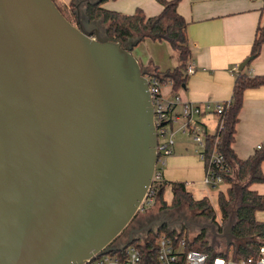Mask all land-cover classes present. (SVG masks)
<instances>
[{
	"label": "water",
	"instance_id": "95a60500",
	"mask_svg": "<svg viewBox=\"0 0 264 264\" xmlns=\"http://www.w3.org/2000/svg\"><path fill=\"white\" fill-rule=\"evenodd\" d=\"M156 146L148 80L125 45L79 5L72 23L53 0H0V264L121 251L132 233L110 244L137 214ZM233 225H211L210 245L231 246Z\"/></svg>",
	"mask_w": 264,
	"mask_h": 264
},
{
	"label": "trees",
	"instance_id": "16d2710c",
	"mask_svg": "<svg viewBox=\"0 0 264 264\" xmlns=\"http://www.w3.org/2000/svg\"><path fill=\"white\" fill-rule=\"evenodd\" d=\"M105 1L107 0H69L68 9L75 22V10L76 6L79 5L89 20L99 25L104 36L120 41L130 52L145 39L166 42L175 54L177 65L163 72H158L157 68L151 70L144 68L145 70L142 72L145 77H152L160 83L170 82L171 90L178 92L186 83L185 71L192 59L186 34L187 23L176 10L180 0H159L162 10L153 17H146L141 10H137L131 15L109 11L101 7ZM57 8L66 19L73 23L60 7L57 6ZM262 13L264 14V6ZM263 44L264 24L256 29L248 56L249 62L259 55ZM261 86H264V75L250 77L239 72L233 84L230 105L224 111L223 129L218 135V149L224 155L229 171L224 174L222 184L227 187L224 191L218 192L217 205L222 223L227 222L231 217L234 219L232 234L235 240L231 248L233 249L232 257L235 260L247 259L256 255L260 245L264 244V222L255 218L257 212H264V195L250 189L254 183H264V174L260 168L264 161V144L245 160L238 159L231 149L238 113L242 106L243 93L246 89ZM213 139L214 136H207L206 138L209 148H212ZM232 167H235L234 176L231 175ZM166 186L170 188L172 193L171 202L168 206L161 199ZM157 200L163 202V208H167L168 211H174L186 205L189 210L195 211L197 215L209 218L213 222L216 219L209 199L207 197L194 199L183 182L164 181ZM218 228L221 229V225ZM182 229L187 230V227L185 225L170 226L164 222H159L140 235L134 236L131 244L139 246L140 242L146 241L147 247L154 249L155 241L161 234L174 235ZM127 241L126 235L124 241L120 242L118 246H122ZM188 249L201 251L211 256L216 251V248L210 245L204 230L194 234L193 241L188 244ZM141 253L143 264H148L150 258H148L147 253L143 250ZM151 262V264H157L153 260Z\"/></svg>",
	"mask_w": 264,
	"mask_h": 264
},
{
	"label": "crops",
	"instance_id": "0c3cea01",
	"mask_svg": "<svg viewBox=\"0 0 264 264\" xmlns=\"http://www.w3.org/2000/svg\"><path fill=\"white\" fill-rule=\"evenodd\" d=\"M54 2L58 7L67 9L69 7V0ZM263 6L264 0L179 1L176 10L187 23L186 34L192 52L189 64L194 68V73L187 76L185 85L177 93L183 100L192 103L230 100L234 81L239 74L238 66L250 54L257 27L264 24ZM101 7L127 15L141 10L146 17L156 16L162 10L159 0H107ZM138 62L143 68L147 70L157 68L158 72L172 69L177 65L175 58V63L171 67L169 63L160 68L161 59L156 53L146 64ZM240 72L250 77L264 75V44L259 55ZM165 88H168V91L164 97L168 98L172 93L170 87ZM202 122L209 133L214 132L215 117H204ZM263 141L264 86H261L246 89L243 93L231 149L238 159L245 160L255 153L256 147ZM182 158L183 156L180 157ZM177 161L178 158L172 148L171 155L165 160L168 177H163V180L183 182L186 185L184 178L173 172ZM260 168L264 174V161ZM250 189L264 195V183H254ZM255 218L264 222V212H257Z\"/></svg>",
	"mask_w": 264,
	"mask_h": 264
},
{
	"label": "built area",
	"instance_id": "2783aa9c",
	"mask_svg": "<svg viewBox=\"0 0 264 264\" xmlns=\"http://www.w3.org/2000/svg\"><path fill=\"white\" fill-rule=\"evenodd\" d=\"M185 73L187 76L194 73L192 64L187 66ZM146 78L153 106L157 160L150 186L137 208V213L146 212L157 200L164 182L161 169L165 165L166 158L172 153L176 132L190 138L197 145L195 153L204 165L202 178L204 185L216 187L222 184L224 174L229 171L225 157L218 149V135L223 129V115L230 105V100L216 103H192L183 100L177 94L178 92L172 91L170 82L160 83L152 77ZM165 86L170 87L173 94L171 99L161 94V88ZM209 116L215 117L213 133H209L202 122V118ZM174 125H178L176 129ZM207 136H214L212 148L208 147ZM263 144L264 141L256 148L260 149ZM192 241L187 230L182 229L174 235L161 234L155 241L154 249L147 247L146 241L140 242L139 246L129 243L121 251L95 256L85 264H143L141 250L150 258L148 264L152 263L151 260L157 264H264V244L260 245L256 255L235 260L232 257V248L224 251L216 249L215 254L211 256L201 251L188 249V244Z\"/></svg>",
	"mask_w": 264,
	"mask_h": 264
},
{
	"label": "rangeland",
	"instance_id": "374dc122",
	"mask_svg": "<svg viewBox=\"0 0 264 264\" xmlns=\"http://www.w3.org/2000/svg\"><path fill=\"white\" fill-rule=\"evenodd\" d=\"M64 14L73 21V17L71 12L66 7H60ZM74 22V21H73ZM151 40H143L138 45H136L131 51L132 55L140 62L142 65L146 64L153 56L154 53L157 54L159 59H161L160 68H163L165 64L170 63V67L175 63V54L169 47L166 42H159ZM141 70H145L140 64ZM168 67V68H170ZM169 70V69H168ZM147 77V76H146ZM168 88L163 87L161 89V94L165 96V93ZM171 94V93H170ZM168 99L173 97V94L169 95ZM178 125H174V129L177 128ZM174 155L178 158L177 165L173 169V172L179 176H182L187 184L186 188L188 192L192 195L194 199H200L202 197H207L210 201V204L214 210L215 221H211L209 218H205L204 216L197 215L195 211L189 210L186 205H183L180 209L174 211H168L167 208H163V202L168 206L171 202L172 193L168 186L164 188L161 199L163 202L156 201L155 204L150 207L144 213H137L135 217L137 220L142 222H147L151 216H161L165 220L164 223L168 225H185L187 227L188 236L193 239L194 234L197 232L204 230L209 242L212 240V232L210 226H214L215 233H222V229L225 227L227 222L222 223L220 219V212L217 205V194L219 191H224L227 187L225 184H220L216 187H210L203 184V162L199 159L195 150L197 149V145L186 136L176 132L174 134ZM183 156L182 159L180 157ZM168 166L165 164L161 173L163 177H168L166 175V171ZM235 167H232L231 175L234 176ZM164 215V216H163ZM179 224V225H178ZM221 225V229L218 227ZM126 234H121L117 237L114 242L120 243L124 241ZM226 238H215V248L224 251L225 249L231 248V246H227ZM234 243V240H232ZM232 243V245H233ZM230 250V249H229Z\"/></svg>",
	"mask_w": 264,
	"mask_h": 264
},
{
	"label": "flooded vegetation",
	"instance_id": "af4514ba",
	"mask_svg": "<svg viewBox=\"0 0 264 264\" xmlns=\"http://www.w3.org/2000/svg\"><path fill=\"white\" fill-rule=\"evenodd\" d=\"M75 23V22H73ZM164 216V215H163ZM148 221L147 222H142V221H139L137 220V217H134L130 222L129 224L124 228V230L120 233L121 234H126L127 237L129 236L130 233L133 234V236H137V235H140L142 232H144L145 230L147 229H144V227H146L147 225H150L149 228H151L153 225L159 223V222H163V217L161 216H158L155 218V216H151L149 219H147ZM179 225V224H178ZM170 226H174V225H170ZM148 228V229H149ZM138 229H142L140 232H137V233H133L135 230H138ZM119 243H116V242H112L110 244V246L112 247H117Z\"/></svg>",
	"mask_w": 264,
	"mask_h": 264
}]
</instances>
